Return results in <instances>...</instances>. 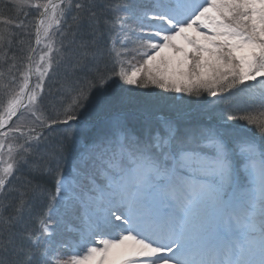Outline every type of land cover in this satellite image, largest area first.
Wrapping results in <instances>:
<instances>
[{"label": "snow or ice", "instance_id": "6c2138e0", "mask_svg": "<svg viewBox=\"0 0 264 264\" xmlns=\"http://www.w3.org/2000/svg\"><path fill=\"white\" fill-rule=\"evenodd\" d=\"M0 68V264H264V0H0Z\"/></svg>", "mask_w": 264, "mask_h": 264}, {"label": "trees", "instance_id": "16d2710c", "mask_svg": "<svg viewBox=\"0 0 264 264\" xmlns=\"http://www.w3.org/2000/svg\"><path fill=\"white\" fill-rule=\"evenodd\" d=\"M36 2H37V0H33V4H35ZM40 2H43V0H40ZM33 42H34V37H33ZM3 71H4V69L0 68V72H3ZM248 83H249V84H253V85H255V82H252V81H249ZM246 91H248V89H245L244 92L238 93L237 96H238L240 99H244V98H246V97H245V92H246Z\"/></svg>", "mask_w": 264, "mask_h": 264}, {"label": "rangeland", "instance_id": "374dc122", "mask_svg": "<svg viewBox=\"0 0 264 264\" xmlns=\"http://www.w3.org/2000/svg\"><path fill=\"white\" fill-rule=\"evenodd\" d=\"M119 258L116 256H111L109 257V264H115V262L118 260Z\"/></svg>", "mask_w": 264, "mask_h": 264}]
</instances>
